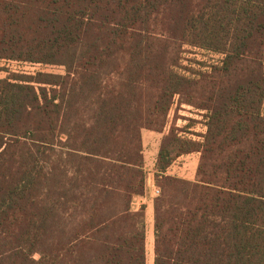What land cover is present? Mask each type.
<instances>
[{"label": "trees", "instance_id": "trees-1", "mask_svg": "<svg viewBox=\"0 0 264 264\" xmlns=\"http://www.w3.org/2000/svg\"><path fill=\"white\" fill-rule=\"evenodd\" d=\"M1 59L65 74L0 80V264H148L142 131L176 100L207 132L162 140L153 264H264V0H0Z\"/></svg>", "mask_w": 264, "mask_h": 264}, {"label": "rangeland", "instance_id": "rangeland-1", "mask_svg": "<svg viewBox=\"0 0 264 264\" xmlns=\"http://www.w3.org/2000/svg\"><path fill=\"white\" fill-rule=\"evenodd\" d=\"M156 29L160 30L159 28ZM191 50L192 54L188 53L189 57L199 62L203 61L212 64L220 61L222 58L220 55L206 50L194 48ZM184 64L187 65V62ZM194 68L199 70L200 66L195 63ZM39 72L63 75L65 74V68L63 66L45 65L42 63L0 60V80L7 77L9 73L35 75ZM196 94L197 96L203 94L202 84L196 87ZM205 115L206 112L192 106L186 104L179 106L176 100L168 114L167 125L161 132L150 129H144L142 131L144 169L147 172V192L145 196L134 199V208L140 209L143 204L146 205L148 264H153L154 258V198L157 197L155 191L160 190L157 185L156 164L162 140L165 135L169 134L171 128L175 127L183 130L180 134L184 135V137L195 141H202V136L207 132ZM199 162L200 153L181 156L168 168L166 175L188 181H195ZM35 258L38 259L39 256H35Z\"/></svg>", "mask_w": 264, "mask_h": 264}, {"label": "built area", "instance_id": "built-area-1", "mask_svg": "<svg viewBox=\"0 0 264 264\" xmlns=\"http://www.w3.org/2000/svg\"><path fill=\"white\" fill-rule=\"evenodd\" d=\"M155 195H160V190H156L155 191ZM134 204H135V200L133 201V203H132V206H133V208H134ZM135 209V208H134ZM135 210H137V209H135Z\"/></svg>", "mask_w": 264, "mask_h": 264}, {"label": "crops", "instance_id": "crops-1", "mask_svg": "<svg viewBox=\"0 0 264 264\" xmlns=\"http://www.w3.org/2000/svg\"><path fill=\"white\" fill-rule=\"evenodd\" d=\"M135 198H136V197H135ZM135 198H134V199H135ZM137 210H139V209H137Z\"/></svg>", "mask_w": 264, "mask_h": 264}]
</instances>
